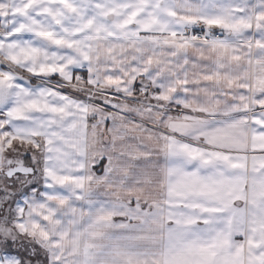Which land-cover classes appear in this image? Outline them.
Returning a JSON list of instances; mask_svg holds the SVG:
<instances>
[{
	"label": "snow or ice",
	"instance_id": "6c2138e0",
	"mask_svg": "<svg viewBox=\"0 0 264 264\" xmlns=\"http://www.w3.org/2000/svg\"><path fill=\"white\" fill-rule=\"evenodd\" d=\"M245 50L264 73V0H0V264H100L117 237L134 247L143 225L115 219L140 215L118 198L136 173L132 138L190 75L212 79ZM69 152L83 159L58 174ZM33 166L43 188L18 179ZM248 247L247 264H264V241Z\"/></svg>",
	"mask_w": 264,
	"mask_h": 264
},
{
	"label": "crops",
	"instance_id": "0c3cea01",
	"mask_svg": "<svg viewBox=\"0 0 264 264\" xmlns=\"http://www.w3.org/2000/svg\"><path fill=\"white\" fill-rule=\"evenodd\" d=\"M222 60L212 79L190 75L182 100L132 138L136 173L121 180L120 200L140 215L115 219L144 230L119 259L247 264L248 241H264V73L248 50Z\"/></svg>",
	"mask_w": 264,
	"mask_h": 264
},
{
	"label": "clouds",
	"instance_id": "9594fccd",
	"mask_svg": "<svg viewBox=\"0 0 264 264\" xmlns=\"http://www.w3.org/2000/svg\"><path fill=\"white\" fill-rule=\"evenodd\" d=\"M181 27H183L181 25ZM25 76H27V73H25ZM24 152L28 153L29 149L27 147H24ZM37 161V164L39 165L40 162H43V166H46L51 162V160L43 153V151L39 153H31ZM83 157L79 153L69 152L67 157L63 160V162H60L57 164V172L61 175H74L79 167V163L82 161ZM36 166L33 167H25L24 168V175L22 178H18L21 180V183H24L25 186L36 182L38 183L41 188H43L47 184V177L42 174V172H37L35 170ZM102 165L94 166L93 171L95 173H99L101 170ZM121 198V193L118 197ZM117 228V225H105L103 232H115L114 230ZM85 237V240L87 239V233L81 234ZM86 246H88L86 244ZM91 247L96 251H101V247L96 245H91ZM126 245L123 244V242L119 241V237L116 238V244L115 246L108 249V251L105 253V255L108 257V259L101 260L100 264H118V261L120 260L119 257L121 255H124L122 253V249H124ZM126 264V262H125Z\"/></svg>",
	"mask_w": 264,
	"mask_h": 264
},
{
	"label": "built area",
	"instance_id": "2783aa9c",
	"mask_svg": "<svg viewBox=\"0 0 264 264\" xmlns=\"http://www.w3.org/2000/svg\"><path fill=\"white\" fill-rule=\"evenodd\" d=\"M190 31H191V29H190L189 31H187L185 34H188V33H190Z\"/></svg>",
	"mask_w": 264,
	"mask_h": 264
}]
</instances>
